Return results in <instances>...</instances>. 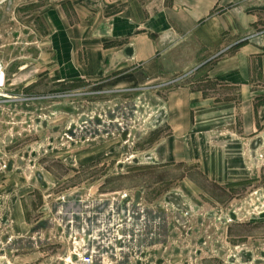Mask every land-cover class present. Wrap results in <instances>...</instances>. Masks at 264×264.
I'll return each instance as SVG.
<instances>
[{
	"label": "rangeland",
	"instance_id": "1",
	"mask_svg": "<svg viewBox=\"0 0 264 264\" xmlns=\"http://www.w3.org/2000/svg\"><path fill=\"white\" fill-rule=\"evenodd\" d=\"M10 13L6 0L0 9L6 47L17 36L19 47L18 58L10 48L4 50L6 61L0 60L7 78L0 96V236L8 233L11 202L15 210L23 206L35 232H23L19 239V264H78L73 252L82 233L73 224L70 233L64 231L61 222L68 212L75 213L67 208L77 200L113 204L116 213L127 201L145 206L144 219L139 213L133 219L118 213L102 224L112 231L103 232L108 236L100 240L113 237L116 248L113 254L92 253V264H245L241 252L249 245L230 226L245 232L251 218L264 214V185L222 202L226 196L213 191L216 202L191 167L158 165L151 155L164 132L158 129V104L193 71L163 78L136 72L131 83H58L42 75L44 47L34 39L41 23L34 12H20L17 20ZM46 65L52 70V64ZM22 66L38 73L17 84L12 73ZM257 229L264 232V224Z\"/></svg>",
	"mask_w": 264,
	"mask_h": 264
},
{
	"label": "crops",
	"instance_id": "2",
	"mask_svg": "<svg viewBox=\"0 0 264 264\" xmlns=\"http://www.w3.org/2000/svg\"><path fill=\"white\" fill-rule=\"evenodd\" d=\"M5 1L0 0V9ZM10 11L12 20L20 12H34L41 23L34 39H41L44 47L42 75L58 83H119L129 82L136 72L163 78L193 71L158 104V129L164 132L155 142L153 159L158 165L191 167L216 202V190L226 196L222 202L242 189L263 187L264 0H10ZM3 27L0 60L10 48L18 58V36L7 48ZM32 68L22 66L12 73L17 84L25 76L36 78ZM75 202L78 208L62 218V227L70 233L73 224L82 233L78 246L93 256L113 254L116 248L113 237L100 240L112 231L111 225L107 232L102 224L118 213L128 219L146 214L144 205L130 201L120 204L117 213L113 204ZM13 208L11 202L8 233L0 236V243L9 238L0 244V264L5 258L7 264H19V239L35 232L23 206ZM261 224L264 214L251 218L245 232L230 226L249 245V251L241 252L245 264H264V232L257 229Z\"/></svg>",
	"mask_w": 264,
	"mask_h": 264
},
{
	"label": "built area",
	"instance_id": "3",
	"mask_svg": "<svg viewBox=\"0 0 264 264\" xmlns=\"http://www.w3.org/2000/svg\"><path fill=\"white\" fill-rule=\"evenodd\" d=\"M6 69L3 63L0 61V96H3V91L6 86ZM78 264H92L93 256L92 253H86L81 250V247L75 248L73 252Z\"/></svg>",
	"mask_w": 264,
	"mask_h": 264
},
{
	"label": "water",
	"instance_id": "4",
	"mask_svg": "<svg viewBox=\"0 0 264 264\" xmlns=\"http://www.w3.org/2000/svg\"><path fill=\"white\" fill-rule=\"evenodd\" d=\"M72 208L76 210L78 208V206L76 204H74V203L73 204L69 203V208H67V209L69 210V209H72Z\"/></svg>",
	"mask_w": 264,
	"mask_h": 264
}]
</instances>
